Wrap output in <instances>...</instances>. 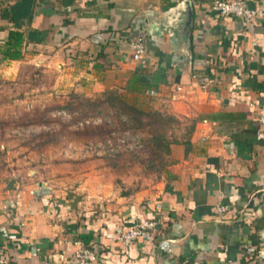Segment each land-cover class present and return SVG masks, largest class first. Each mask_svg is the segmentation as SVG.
I'll return each mask as SVG.
<instances>
[{"label": "crops", "instance_id": "0c3cea01", "mask_svg": "<svg viewBox=\"0 0 264 264\" xmlns=\"http://www.w3.org/2000/svg\"><path fill=\"white\" fill-rule=\"evenodd\" d=\"M21 1L0 0V74L35 61L59 86L114 91L192 130L170 145L161 181L132 195L1 179L0 252L10 264H78L81 245L100 264H264V21L220 16L214 0H34L18 27L3 15ZM11 31L23 34L17 60L5 58ZM140 35L143 62L130 49ZM140 219L158 229L126 247L119 237Z\"/></svg>", "mask_w": 264, "mask_h": 264}, {"label": "rangeland", "instance_id": "374dc122", "mask_svg": "<svg viewBox=\"0 0 264 264\" xmlns=\"http://www.w3.org/2000/svg\"><path fill=\"white\" fill-rule=\"evenodd\" d=\"M38 65L0 74V180L37 177L55 191L99 197L161 181L166 150L151 142L148 127L106 105L88 106L102 96L59 86L58 75ZM189 129L179 121L167 135L180 139Z\"/></svg>", "mask_w": 264, "mask_h": 264}, {"label": "trees", "instance_id": "16d2710c", "mask_svg": "<svg viewBox=\"0 0 264 264\" xmlns=\"http://www.w3.org/2000/svg\"><path fill=\"white\" fill-rule=\"evenodd\" d=\"M33 5L34 0H22L3 16L13 21L16 26L20 27L25 20H30L32 18ZM22 42L23 34L20 31H11L9 34V40L7 41L8 51L5 52V58L12 60L20 58ZM89 101L88 106L99 108L106 105L110 109L115 110L124 119H127L129 123L148 127V132L152 135L151 142H153L158 149H165L166 155L170 153V145L179 142L178 137L172 139L167 135L168 126L170 127L172 124L179 122V120L173 116L165 115L158 111L144 110L140 107H136L114 91H107L98 100ZM189 128L188 134H190L192 130L191 127ZM158 155L159 153L157 156Z\"/></svg>", "mask_w": 264, "mask_h": 264}, {"label": "built area", "instance_id": "2783aa9c", "mask_svg": "<svg viewBox=\"0 0 264 264\" xmlns=\"http://www.w3.org/2000/svg\"><path fill=\"white\" fill-rule=\"evenodd\" d=\"M211 10L217 12L223 17H234L240 19L245 23H254L257 21H264V8L248 6L245 0H214ZM130 49L132 52L133 60L137 62L145 61L147 57L148 40L146 36L140 35L135 38L131 44ZM202 84L205 86L206 81L201 79ZM150 95H154V91H149ZM261 126H264V115L259 118ZM257 139L264 140V129L261 128L257 132ZM220 212L228 210L227 206L218 207ZM159 222L155 219H140L134 225L124 230L119 240L126 246L132 247L135 242L149 232H154L158 229ZM10 240H16L18 236L11 234L8 237ZM74 259L78 264H100L99 253L95 248L81 245L74 253ZM0 264H10L8 257L0 252Z\"/></svg>", "mask_w": 264, "mask_h": 264}, {"label": "water", "instance_id": "95a60500", "mask_svg": "<svg viewBox=\"0 0 264 264\" xmlns=\"http://www.w3.org/2000/svg\"><path fill=\"white\" fill-rule=\"evenodd\" d=\"M188 4H189V2H187ZM186 3V4H187ZM193 21V10H192V8L190 7L189 8V27L191 26V22Z\"/></svg>", "mask_w": 264, "mask_h": 264}]
</instances>
